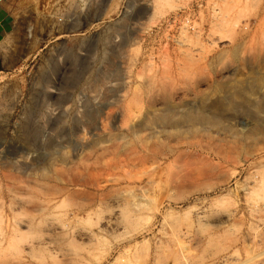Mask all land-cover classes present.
Here are the masks:
<instances>
[{
    "label": "rangeland",
    "instance_id": "1",
    "mask_svg": "<svg viewBox=\"0 0 264 264\" xmlns=\"http://www.w3.org/2000/svg\"><path fill=\"white\" fill-rule=\"evenodd\" d=\"M0 264H264V0H0Z\"/></svg>",
    "mask_w": 264,
    "mask_h": 264
},
{
    "label": "bare ground",
    "instance_id": "2",
    "mask_svg": "<svg viewBox=\"0 0 264 264\" xmlns=\"http://www.w3.org/2000/svg\"><path fill=\"white\" fill-rule=\"evenodd\" d=\"M59 191V190H58ZM61 191V190H60ZM59 191V192H60ZM62 192H60V194H61ZM57 194V193H56ZM58 195V194H57ZM103 195V194H102ZM104 196V195H103ZM109 197H111V196H109ZM119 197H121V196H119ZM118 197V198H119ZM106 198V197H105ZM117 198V197H116ZM94 199V198H93ZM113 199V198H112ZM114 200H115V198H114ZM117 200H119V201H121V202H123V204L126 202V204H127V201H126V199H124V197L122 196V199H117ZM124 200V201H123ZM56 201H57V197L56 196H53V198H50V199H48V202L47 201H43L44 203H41L37 208L38 209H40V210H44V208H46V207H50L51 206V204H54V203H56ZM47 202V203H46ZM92 202V201H91ZM39 203H40V201H39ZM39 203H37V205L39 204ZM119 203V204H118ZM117 204H115V205H117V208H113V211H111V213L106 217V219L104 220V222H105V225L106 226H109V227H119V225H121V224H124V217L126 216V215H124V211H123V209H122V205L123 204H120V202H118ZM36 205V206H37ZM114 206V205H113ZM127 206V205H126ZM128 208V207H127ZM37 209V210H38ZM127 211H129V210H127ZM127 220H128V218H127ZM31 223H32V221L31 220H29V219H25V220H23V222H22V226L23 227H25V228H30L31 226ZM127 223V222H126ZM124 227H125V225H124ZM52 230V229H51Z\"/></svg>",
    "mask_w": 264,
    "mask_h": 264
}]
</instances>
